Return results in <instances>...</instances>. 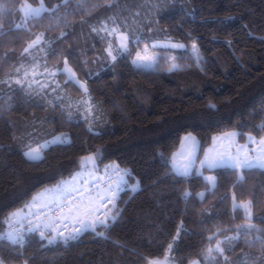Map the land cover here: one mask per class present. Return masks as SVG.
<instances>
[{
  "label": "trees",
  "instance_id": "1",
  "mask_svg": "<svg viewBox=\"0 0 264 264\" xmlns=\"http://www.w3.org/2000/svg\"><path fill=\"white\" fill-rule=\"evenodd\" d=\"M29 2L34 5L38 0ZM57 2L45 0L48 7ZM110 2L115 7L105 6ZM20 3L0 0V80L14 71L13 66H30L20 53L33 33L44 32L46 39L57 41L55 47L61 53L49 57V65L59 59L62 67L68 54L80 79L87 78L103 119L94 124L101 134L94 135L78 114L66 120L59 107L47 102L52 97L46 100L0 85V220L33 194L61 178L70 179L78 158L96 149L102 150L101 170L116 161L131 172L129 181L140 183L137 191L126 188L120 194L118 219L108 229H97L106 238L89 229L67 244L48 245L38 234H29L23 249L5 243L0 255L28 259V264H142L139 254L161 258L182 225L172 254L176 264L181 258L183 264L194 259L204 264L207 237L217 227L232 229L222 231L220 239L235 235V226L247 223L241 209H232L233 193L237 202L251 201V223L264 229V170L245 169L243 180L237 182L232 169L217 168L213 172L216 187L208 192L194 173L187 179L168 174L159 155L167 156L172 145H178L179 136L188 132L197 138L200 150L221 132L238 131L241 142L246 134H264V0H70L67 17L61 9L59 21L55 15L51 19L45 15L29 21L28 30L14 27L13 21L21 20L16 11ZM118 11L142 37L141 48L157 40L170 39L187 47L195 41L200 65L188 48L156 49L159 61L150 69L133 66L130 58L115 64L98 60L105 44L91 33V27ZM61 31L67 35L57 40ZM169 55L176 57L178 67L173 71H168L173 63ZM89 71L94 74L90 78ZM57 80L63 86V76ZM65 94L80 98L71 86L65 87ZM209 103L216 107L209 108ZM60 133L67 134L69 142L44 149L42 161L23 156L25 145L34 147ZM185 190L191 193L187 200ZM200 192H205L202 201L196 197ZM245 240L241 233L225 253L231 264H264V249Z\"/></svg>",
  "mask_w": 264,
  "mask_h": 264
},
{
  "label": "snow or ice",
  "instance_id": "2",
  "mask_svg": "<svg viewBox=\"0 0 264 264\" xmlns=\"http://www.w3.org/2000/svg\"><path fill=\"white\" fill-rule=\"evenodd\" d=\"M69 4L70 0H58L57 3L48 7L45 0H38V3L33 6L29 0H21L16 8L21 15V20L20 22L13 21L14 27L28 30L29 21L39 20L45 15L50 19L55 15L56 20L59 21L61 9H64V17L70 14ZM105 6L115 7L111 2ZM135 15L138 16L139 13ZM225 19H231V17ZM2 27L0 25V29ZM149 31L151 32V29ZM91 33L98 36L105 44L103 56L97 59L106 64H115L121 59L130 58L133 66L139 69H149L159 61V55L155 49L186 48V45L173 43L170 39L153 41L151 45L145 42L141 48L142 37L130 29L127 18L122 19V13L119 11L93 25ZM66 35L67 33L61 31L57 40ZM32 36L33 38L26 43L20 53L21 60L27 57L30 66L25 63L13 66L14 71H9L6 77L0 80V85H7L9 89L18 87L26 94L41 96L46 100L50 96L52 99L47 102L51 103L53 108L59 107L61 115L66 120L71 121L78 114V117L86 122L90 133L100 135L101 133L94 129V124L103 119V113L90 94L87 78L80 79L79 73L70 65L68 54H65L62 67L59 59L55 64L49 65V57H58L61 54L55 47L57 41L46 39L44 32L33 33ZM133 46H135L134 55ZM191 49L195 54L194 61L199 66L202 57L195 41ZM167 59L173 61L168 71H173L178 67L174 62L176 57L169 55ZM83 63L87 66L88 62L84 60ZM92 75L94 74L90 71L87 73L88 78ZM58 76H63V86L57 80ZM68 86L80 93L78 100H73L65 94V87ZM208 107L214 109L216 106L209 103ZM241 135L242 133L238 131H225L219 136H213L212 145L204 150V156L200 158L198 155L200 143L191 132H188L179 136L178 146L174 143L167 156L163 153L159 155L168 174L187 179L194 172L204 181L206 191L210 192L216 187L217 177L204 175L205 171L211 173L221 166H226L236 172L237 182H240L243 180L241 174L243 170L252 168L264 170V136L259 139L258 146L249 148V143L257 144L255 138L249 134L246 143L241 145L237 143V137ZM68 142L67 134L60 133L51 136L50 139H45L43 143L35 147L31 144L25 145L26 150L23 151V156L29 161H42L41 153L44 149L49 148L50 145H62ZM102 159L101 149L81 155L75 162L77 170L72 173L70 179L61 178L54 186L33 194L21 207L10 208L0 220V226L3 228L0 231V246L6 243L12 248L18 246L23 249L29 234H38L41 241H46L48 245L67 244L69 241L77 240L89 229L97 236L106 238L105 232L97 231V229H108L110 223L118 219L120 212L117 204L120 194L126 188L133 192L137 191L140 182L136 181L129 185L131 172L122 168L116 161L104 164L101 170L99 165ZM197 159H200L199 166L196 165ZM52 178L54 179L55 176ZM190 196L191 193L185 190L183 198L187 200ZM196 197L202 201L205 192L197 193ZM221 199L226 200L227 197H221ZM232 209L233 211L243 210L247 223L236 225L235 235L223 236L220 239L217 237L222 236V231L230 232L232 229L222 230L217 227L216 231L207 237L209 246L205 250L204 264H231L225 253L231 251L232 242L239 240L241 233L246 236L245 243L249 245L259 243L264 249V229L257 228L251 223L254 218L251 201L237 202L236 194L233 193ZM182 231V225L178 226L162 258L153 256L151 253L139 254L142 264H176V257L172 254L176 251ZM253 232L261 233V235L253 236ZM212 241H215V244ZM22 255V252L19 253V256ZM0 264H28V259L20 261L16 256L0 255ZM180 264H183V258L180 259ZM189 264H200V261L190 260Z\"/></svg>",
  "mask_w": 264,
  "mask_h": 264
},
{
  "label": "rangeland",
  "instance_id": "3",
  "mask_svg": "<svg viewBox=\"0 0 264 264\" xmlns=\"http://www.w3.org/2000/svg\"><path fill=\"white\" fill-rule=\"evenodd\" d=\"M33 6H35V4L33 5ZM20 14V13H19ZM21 16V15H20ZM162 41H164V40H162ZM171 42H173V43H180V42H177V41H173V40H171ZM152 43V42H151ZM151 43H149V45H151ZM183 44V43H182ZM185 45V44H184ZM191 45H192V43L187 47V45H186V48H188L191 52H192V49H191ZM142 48H143V46H142ZM186 48H184V49H186ZM158 49V48H157ZM169 49H171V48H169ZM156 50V49H155ZM173 50H182V49H173ZM193 53V52H192ZM150 69V68H149ZM249 134H246L245 135V138H244V140L241 142V141H239L238 140V137H237V143L238 144H241V145H243V144H245L246 143V138H247V136H248ZM214 136H219V134H216V135H214ZM251 136L252 137H254L255 138V140H256V142H257V144H255V145H253V144H251V143H249V148H252V147H256V146H258V142H259V139L262 137V136H264V134L262 135V136H260V137H256V136H254V135H252L251 134ZM41 143H43V142H41ZM40 143V144H41ZM179 144V143H178ZM212 145V138L210 139V142H209V144L205 147V148H203V149H201L200 150V148L198 149V155H199V157L200 158H203V156H204V150L205 149H207V148H209L210 146ZM178 146V145H177ZM219 146V145H218ZM35 147V146H34ZM26 150V149H25ZM24 150V151H25ZM233 151H235V149H233ZM41 155H42V153H41ZM199 163H200V159H197L196 160V165L197 166H199ZM223 167H226V166H221V167H219V168H223ZM194 173V172H193ZM195 174V173H194ZM204 175H214L215 176V174L213 173V172H207V171H205V173H204ZM137 180H134V181H129V185H131V184H133V183H135ZM243 211V210H242ZM244 213V212H243ZM163 257V256H162ZM161 257V258H162ZM194 260H196V259H194ZM198 261V260H197ZM189 264V263H188Z\"/></svg>",
  "mask_w": 264,
  "mask_h": 264
}]
</instances>
